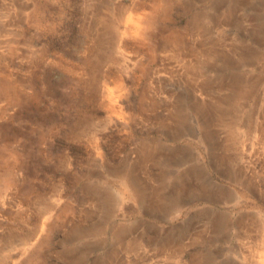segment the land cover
I'll use <instances>...</instances> for the list:
<instances>
[{
	"label": "rangeland",
	"instance_id": "obj_1",
	"mask_svg": "<svg viewBox=\"0 0 264 264\" xmlns=\"http://www.w3.org/2000/svg\"><path fill=\"white\" fill-rule=\"evenodd\" d=\"M263 40L264 0H0V258L264 264Z\"/></svg>",
	"mask_w": 264,
	"mask_h": 264
},
{
	"label": "bare ground",
	"instance_id": "obj_2",
	"mask_svg": "<svg viewBox=\"0 0 264 264\" xmlns=\"http://www.w3.org/2000/svg\"><path fill=\"white\" fill-rule=\"evenodd\" d=\"M235 2V1H234ZM236 3V2H235ZM237 4V3H236ZM237 6V5H236ZM231 9V8H230ZM230 12H232L231 10H230ZM221 14V13H220ZM223 14V13H222ZM257 14V13H256ZM259 14V13H258ZM202 16V15H201ZM229 16V15H228ZM204 17V16H203ZM249 17V16H248ZM252 17V16H251ZM222 18V17H221ZM255 18V17H254ZM257 18V17H256ZM255 18V19H256ZM222 19H224V18H222ZM221 19V20H222ZM249 19H250V17H249ZM143 20V19H142ZM141 20V21H142ZM199 20V19H198ZM225 20V19H224ZM259 20V19H258ZM138 21V20H137ZM140 21V20H139ZM138 21V22H139ZM204 21V20H203ZM219 21H220V19H219ZM144 23V22H143ZM259 23V22H258ZM217 24V23H216ZM215 24V25H216ZM255 24V23H254ZM257 24V23H256ZM139 25V24H138ZM203 25V24H202ZM137 26V25H136ZM204 26H206V24L204 25ZM133 27H135V26H133ZM222 28H223V26H222ZM136 29V28H135ZM151 29V28H150ZM217 29V28H216ZM225 29V28H224ZM146 30V29H145ZM144 30V31H145ZM204 31V30H203ZM216 31V30H215ZM247 31V30H246ZM142 32H143V30H142ZM207 32V31H206ZM209 33V32H208ZM207 34V33H206ZM263 34V33H262ZM258 35V34H257ZM257 37V36H256ZM260 39H261V37H260ZM259 39V40H260ZM233 40V39H232ZM264 41V40H263ZM215 42V41H214ZM211 49V48H210ZM195 50V49H194ZM200 52V51H199ZM201 52H203V51H201ZM210 52V51H209ZM204 53V52H203ZM212 53V52H211ZM210 53V54H211ZM216 53V52H215ZM205 55V54H204ZM212 55H215V54H213L212 53ZM242 58V57H241ZM256 59H257V57H256ZM232 61V60H231ZM244 61H245V58H244ZM203 64V63H202ZM196 66V65H195ZM229 66V65H228ZM255 69V68H254ZM199 76V75H198ZM237 76V75H236ZM229 78V77H228ZM236 78V77H235ZM225 82H227V81H225ZM208 83V82H207ZM210 83H208V85H209ZM214 86V85H213ZM213 86H211V87H213ZM216 86V85H215ZM215 86H214V88H215ZM228 86V85H227ZM210 87V88H211ZM223 88H224V86H223ZM222 87H221V89H223ZM208 89V88H207ZM216 89V88H215ZM204 90V89H203ZM212 90V89H211ZM214 90V89H213ZM246 90V89H245ZM198 91H200V90H198ZM207 92V91H206ZM212 93V92H211ZM210 93V94H211ZM204 94H206V93H204ZM209 95V94H208ZM207 95V96H208ZM212 96V95H211ZM210 98V97H209ZM208 98V99H209ZM215 103V101L214 102H211V101H209V103H207V105L205 104V105H201L202 106V109L201 108H199V109H195L196 111H199L201 114H202V118L203 119H207L208 120V122L210 123L213 119H215V118H217L218 120H220L221 121V117L223 116L224 117V114H225V112H223V111H220L218 108H217V105L216 104H214ZM184 105H185V103H184V101L182 100L181 101V105L180 106H182V107H184ZM178 111V110H177ZM221 114H222V116H221ZM176 116V118H177V123H178V125L179 124H181L182 122H183V120H184V111H183V108H181L180 110H179V113L178 114H176V115H174V117ZM227 118V117H226ZM176 120V119H175ZM219 121V122H220ZM200 126H202V127H204L205 125H204V123H199V127ZM207 128H208V126H207ZM244 130V129H243ZM227 132V131H226ZM246 132V131H245ZM254 132V131H253ZM207 132H205L204 133V135L206 134ZM240 133V132H239ZM239 133H238V135H239ZM244 132H242V133H240V134H243ZM229 134V133H228ZM257 134V133H256ZM229 135H231V134H229ZM203 137H205V136H203ZM210 137V136H209ZM243 137V136H242ZM210 141V140H209ZM210 144V143H209ZM205 145H207L206 143H205ZM186 174H187V172H186ZM178 177V176H177ZM133 179V178H132ZM133 183V182H132ZM182 183H183V181H182ZM135 184V183H134ZM124 186H126V185H124ZM133 186V185H132ZM136 186V185H135ZM134 186V187H135ZM180 186V185H179ZM181 188V187H180ZM184 188V187H183ZM129 189V188H128ZM132 189H134V188H132ZM125 191H127V190H125ZM124 191V192H125ZM129 191V190H128ZM176 192H178V190H176ZM179 193V192H178ZM177 193V194H178ZM180 194H181V192H180ZM164 198V197H163ZM160 199V198H159ZM157 200V199H156ZM225 223V222H224ZM214 230V229H213ZM202 231V230H201ZM119 234H120V232H118ZM224 233H225V231H224ZM222 234V233H221ZM223 235V234H222ZM245 236H247V234L245 235ZM39 237V236H38ZM115 238H116V236H115ZM137 238V237H136ZM217 239H218V237H217ZM25 240V239H24ZM23 240V241H24ZM116 240H118V243H120V244H125L126 246H127V248L128 247H133L134 245H133V242L131 243V242H129V241H127L126 243L122 240V238H121V236L120 237H118V238H116ZM25 241H27V240H25ZM126 241V240H125ZM136 241V240H135ZM41 242V241H40ZM37 245V244H36ZM32 246V245H31ZM32 248V247H31ZM246 248V247H245ZM24 249V250H23ZM22 250H23V254L22 255H25L26 254V252H28L27 250L28 249H25V248H23ZM3 250V249H2ZM1 250V251H2ZM5 250H7V249H5ZM32 250V249H31ZM8 251V250H7ZM7 251H5V252H7ZM39 252V251H38ZM36 253V252H35ZM233 253V252H232ZM237 253H239V251L237 252ZM32 254V253H31ZM28 255V254H27ZM235 255V254H234ZM242 255V254H241ZM2 256V255H1ZM0 256V257H1ZM37 256V255H36ZM35 256V257H36ZM245 256V255H244ZM243 256V257H244ZM29 257H31V256H29ZM38 258V257H37ZM213 258V257H212ZM239 258V257H238ZM10 259V258H9ZM12 259V258H11ZM19 259V258H18ZM31 259H32V257H31ZM33 259H34V257H33ZM39 259V258H38ZM206 259V258H205ZM15 260V259H14ZM37 260V259H36ZM35 260V261H36ZM241 260H243V259H241ZM250 260V259H249ZM23 261V260H22ZM31 261V260H30ZM236 261H238V260H236ZM23 262H25V261H23ZM240 262H242V261H240ZM29 263V262H28ZM230 263V262H229ZM234 263V262H233ZM232 263V264H233ZM0 264H6V259H3V257L2 258H0ZM11 264V263H10ZM14 264H19V261L18 262H15ZM25 264V263H24ZM115 264H117V263H115ZM226 264V263H225Z\"/></svg>",
	"mask_w": 264,
	"mask_h": 264
}]
</instances>
